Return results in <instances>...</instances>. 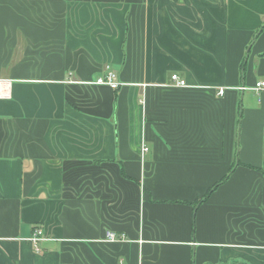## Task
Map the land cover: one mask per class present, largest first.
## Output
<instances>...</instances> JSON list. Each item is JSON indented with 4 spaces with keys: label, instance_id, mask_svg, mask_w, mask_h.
<instances>
[{
    "label": "crops",
    "instance_id": "crops-1",
    "mask_svg": "<svg viewBox=\"0 0 264 264\" xmlns=\"http://www.w3.org/2000/svg\"><path fill=\"white\" fill-rule=\"evenodd\" d=\"M0 79V264H264V0H0Z\"/></svg>",
    "mask_w": 264,
    "mask_h": 264
},
{
    "label": "built area",
    "instance_id": "built-area-1",
    "mask_svg": "<svg viewBox=\"0 0 264 264\" xmlns=\"http://www.w3.org/2000/svg\"><path fill=\"white\" fill-rule=\"evenodd\" d=\"M171 80L177 86L186 85L185 81L179 80L176 75H172ZM11 83H12L11 80L0 79V101L9 100L11 98V93H10ZM88 84L105 86L112 90H116L118 89L119 86H121V84L119 83L117 79L116 73L112 70V68L109 65H106L103 68L102 75L100 77H98L93 82H89ZM263 88H264V83L259 82L255 85L253 90L260 91ZM241 89L244 90L245 88H241ZM219 92L220 94H222L223 90H220ZM148 151H149V148L145 144H142L140 148L141 156H144ZM44 240H46V237H45V233L43 229L41 228H36L34 230L32 237L29 239V241L35 246L36 251H38L37 244ZM106 240L108 242L120 241V240H123V236L118 237L114 233L108 232L106 235Z\"/></svg>",
    "mask_w": 264,
    "mask_h": 264
},
{
    "label": "trees",
    "instance_id": "trees-1",
    "mask_svg": "<svg viewBox=\"0 0 264 264\" xmlns=\"http://www.w3.org/2000/svg\"><path fill=\"white\" fill-rule=\"evenodd\" d=\"M212 190H213V189H210V190L205 194V196H204L203 198H201V199L196 203V205H198V204L204 202V201L208 198V196L211 194Z\"/></svg>",
    "mask_w": 264,
    "mask_h": 264
}]
</instances>
